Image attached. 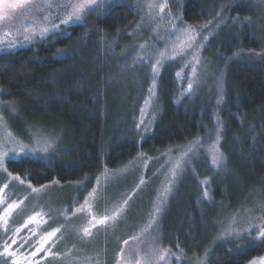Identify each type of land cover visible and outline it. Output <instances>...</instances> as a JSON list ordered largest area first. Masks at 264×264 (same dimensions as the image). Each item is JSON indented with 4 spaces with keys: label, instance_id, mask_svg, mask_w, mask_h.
<instances>
[{
    "label": "trees",
    "instance_id": "obj_1",
    "mask_svg": "<svg viewBox=\"0 0 264 264\" xmlns=\"http://www.w3.org/2000/svg\"><path fill=\"white\" fill-rule=\"evenodd\" d=\"M176 5L183 23L211 21L209 26L219 27L218 55L209 62L208 75L220 78L221 110L202 90L194 101L179 103L167 67L156 90L152 126L147 132L134 130L132 121L142 101L126 103V93L120 94L121 89L111 84L107 68L111 58H96L100 49L96 39L114 35L134 19L128 7L116 5L92 28L72 26L37 45L0 55L2 100L17 106L34 130L58 127L68 137L57 159L10 161L6 168L34 187L84 182L89 187L104 169L114 170L141 153L154 157L202 138L207 130L215 131L218 111L225 163L216 173H209L206 158L191 163L194 173L182 178L165 214L162 229L167 242L163 243L173 252L182 248L191 258L210 254L208 264H246L264 254V244L235 255L233 245L245 248V237L231 240V245L213 244L211 238L213 223L247 200L264 203V8L251 0H178ZM128 44L119 42L110 51L121 52ZM136 76L141 92L146 78L141 73ZM212 145L207 144V153ZM204 179L210 180L209 200H201L197 208V201L205 198L199 188Z\"/></svg>",
    "mask_w": 264,
    "mask_h": 264
},
{
    "label": "rangeland",
    "instance_id": "obj_2",
    "mask_svg": "<svg viewBox=\"0 0 264 264\" xmlns=\"http://www.w3.org/2000/svg\"><path fill=\"white\" fill-rule=\"evenodd\" d=\"M246 1L248 0H243V2ZM43 2L44 0H34L35 4L41 6ZM52 2L55 6L60 0H52ZM149 2L150 0H104L100 8L85 15L82 21L68 26H60V32L77 25L92 28L96 21L104 17L116 5L126 6L133 13L134 19L124 29L114 35L96 39L100 45L96 58L102 61L105 60L104 58H111L112 65L108 63L109 66H107L110 81L111 84L121 89L120 94L126 93L124 99L126 103L127 101H137L138 98L140 99L138 101H142L136 118L132 121L134 130L141 132H147L153 124L154 101L159 95L156 90L167 67L170 73V83L173 84L178 95L179 103L194 101L196 92L198 93L200 90L213 98L211 103L214 104V108L218 107L221 110L223 101L220 94L222 85L220 78L217 75L211 77L208 75L209 62L214 59L215 55H218L215 54L217 53L216 48H218L215 46V38L218 35L219 27L203 28V25L183 23L178 13V5H176L178 0H153L156 5L167 3L163 13L159 12V7L149 8ZM251 3L264 8V0H251ZM57 11L60 10L55 7L53 9L45 8L43 12L34 8L24 15L17 14L13 21L8 22L7 28L4 24H0V37L3 36L4 30L10 29L11 35L6 39L23 41L25 27H31L34 20L39 26L44 23L43 15L55 14ZM169 20L175 24V28L172 27V24L167 23ZM233 25L238 26L237 24ZM183 26L197 29L199 35L196 42L204 43V47L195 51V58L193 49L188 48V34L181 35L177 31ZM60 32L56 35H61ZM50 36L53 35L49 34L47 38ZM204 37H207L206 41ZM47 38L41 39L36 36L32 42L18 43L17 47L11 49L5 48L0 51V55L11 53L19 48L37 45ZM125 38L128 39L122 42L121 40ZM119 42L122 44L128 42L129 44L123 46L121 52L110 51L112 46ZM182 42H184L183 47L181 46ZM141 44L145 45L143 50L139 48ZM173 48L176 52L175 59L171 58ZM156 49L165 52V56L162 58V66L158 68L153 87L150 65L154 64L156 59H161ZM139 73L143 74L147 82L141 92L138 91L137 86L139 80L136 74ZM189 81L193 85L191 90L188 89ZM149 88H153L154 94L149 93ZM126 103L125 105H127ZM132 106L127 109V113L132 110ZM216 113L213 122L215 127L218 121L221 125L220 113L218 111ZM121 124H123L122 121L116 124L115 129H120ZM36 127L38 130H34V127L27 123L17 106L2 100L0 93V145L3 149H18L21 143L28 147L37 146L41 149L47 147L46 152L39 151L31 156L15 157L9 151L10 159H5L4 167L10 161H49L59 158L68 144L67 134L58 127ZM221 127L216 147L225 157L222 148L223 125ZM33 137L39 141L38 145H34ZM197 140L203 144V147L198 150L193 147ZM210 142L213 144L216 142V130H207L206 135L202 138H197L185 145L168 149L157 155L152 154L154 157L141 153L130 162L114 170L104 169L93 177L89 187V184L85 186L86 182L68 185L50 183L40 187L32 186L41 189L40 192L33 193L28 187L27 181L23 179L24 184H21L18 180L9 178L7 173L0 169V188L8 183V187L2 194L3 198L6 203L15 202L18 204V207L13 209L8 218L7 233L0 226V252L3 251L4 243L7 240L11 250L17 251V255L21 257V264H25L23 256H30L31 252L36 251V248L41 245L44 250L32 257L33 262L39 261L40 264H118V262L119 264H128L129 259H132L133 264L137 259L141 260V264H208L210 254L207 255L205 252L201 256L191 258L184 253L182 248L176 252L171 251L163 243V241L167 242V237H165L162 227L165 214L175 197L174 193L179 189L182 178L188 173H194L191 163L194 160L198 161L199 158H206L209 173L218 172L224 165L225 160L219 167L212 164V155L215 150L210 147L208 153L206 152L207 144ZM49 145L51 146L49 147ZM193 152L196 154L193 155ZM177 163L181 165L179 169L176 168ZM174 169L177 172L175 178H173ZM204 181L207 183L205 184ZM209 183L210 180L206 179L199 183L201 196L205 191L208 192ZM94 189L95 192H93ZM90 193L92 195H89ZM201 200L208 202L209 195L207 198L203 197L197 201V208L203 204ZM5 206L6 204L0 205V213L3 212ZM78 208L82 210L77 212ZM262 208H264V203L261 200L249 199L238 210L226 214L221 222L213 223L215 226V233L211 238L213 244L222 242L231 245L229 243L231 240L245 237L247 244L245 248L237 245L238 243L233 245L235 248L232 253L235 255L241 253L243 249L247 250V248H255L264 244V241L252 239L248 233L244 232V229L251 225L264 223ZM157 209H159L158 214ZM219 210L221 214H224L221 206ZM31 216H35L36 219L29 222ZM105 216L108 219L104 224H99L98 221ZM153 216H155L154 221ZM93 217L96 218L95 227L91 223ZM150 221H153L151 227H149ZM26 222L27 226L25 227ZM229 226L242 235L239 238L235 234L222 236L221 234L226 232ZM17 228L21 230L18 234H14ZM57 228L60 231L56 232L55 236H51L47 240L42 239L47 233ZM85 228L90 230V234L85 235ZM255 234H257V230L253 228L252 235ZM10 236L16 243L8 240ZM25 238H28L27 243H24ZM125 240L128 241V244L124 243ZM22 243L23 247H20ZM149 248L156 249L158 254L163 250L170 251L163 260H159L158 255L152 256L149 260L144 256L145 251ZM136 249L139 250V255L135 254L134 250ZM121 250H123V256L120 255ZM173 253L175 255H172ZM262 258H264V254L246 264H251L254 260L259 262ZM11 259V257L0 256V264H11Z\"/></svg>",
    "mask_w": 264,
    "mask_h": 264
},
{
    "label": "snow or ice",
    "instance_id": "obj_3",
    "mask_svg": "<svg viewBox=\"0 0 264 264\" xmlns=\"http://www.w3.org/2000/svg\"><path fill=\"white\" fill-rule=\"evenodd\" d=\"M103 2L104 0H60V2L54 6L52 0H44L43 5L41 6V5L35 4L34 0H0V24H4L5 28H7L8 22H11L16 18L17 14L24 15L25 13L30 12L34 8L40 12H43L45 8L53 9L54 7L60 10V11L55 12V14L48 13V14L43 15L42 19L44 23L39 26H37L34 20L31 27H25L24 34H23V41L18 42L16 40L6 39L9 35H11V30L10 29L4 30L3 36L0 37V51H3L5 48H8V49L15 48L18 46V43L32 42L33 38L36 36H39L41 39H45L47 38L49 34L56 35L61 31V27H60L61 25L68 26L72 23H78L82 21L85 15H88L91 12L96 11L98 8L102 6ZM148 7L149 8L159 7V12L163 13L165 8L167 7V3L165 2L161 5H156L153 2V0H150ZM161 19L163 20V17H161ZM167 23L172 24V21L169 20L167 21ZM210 23L211 21L204 24L202 27L208 28ZM172 27L175 28L176 27L175 24H172ZM177 31L181 35L188 34V39H187L188 48L193 49V54L195 58V51L204 47L203 42L201 43L196 42L197 37L199 35L198 30L190 26H183L181 29H177ZM204 40L206 41L207 37H204ZM183 43L184 42H182L181 44L182 47H183ZM139 48L143 50L145 48V45L141 44L139 45ZM153 48H155L154 45H153ZM156 51L158 52V55L161 59H156L155 63L150 65L151 78L153 80V87L155 86V77L158 74V68L162 66L163 64L162 58L165 56V52L159 51L158 49H156ZM175 55H176L175 48H173V53H172L171 58L175 59ZM141 59L143 58L141 57ZM198 62L199 61L197 60V63ZM193 71H195V69H193ZM177 75H179V73H177ZM192 87L193 85L191 81H189L188 89L191 90ZM148 91L150 94H154L153 88H149ZM221 99H222V92H221ZM219 102L220 101L218 100V103ZM145 103H147V101H145ZM141 112H143V109H141ZM141 123H143V121H141ZM220 131H221V125L218 121L217 126H216V142L212 145V148L215 150L212 155V164L216 167H219L225 160L223 153L220 152V150L216 147V145L219 142ZM33 140H34V145H38L39 141L37 140V138L33 137ZM50 146L51 145H49V147ZM193 147L198 150L199 148L203 147V144H201V142L197 140L195 141ZM9 151H11L15 155V157L31 156L39 151L46 152L47 147L41 149L37 146L28 147L21 143L19 144L18 149L12 148L10 150H4L2 145H0V169H2L5 173H7V176L11 178L12 180H18L21 184H24L23 179H21L19 176H13V174L11 172H8L7 168L4 167L5 159L9 158ZM195 154L196 153L193 152V155ZM185 155H187V153H185ZM180 167H181L180 163H177L176 168L179 169ZM176 175H177V172L174 169L173 178H175ZM97 182L99 181L97 180ZM204 183L206 184L207 181H204ZM7 187H8V183H5L3 187L0 188V205L6 204V206L3 209V212L0 213V226L4 228L5 233H7L8 218L10 217L11 212L13 211V209L18 207L17 203L15 202L6 203L5 199L3 198L2 194L4 192V189H6ZM28 187L32 190L33 193H37L41 191V189L33 188L31 184H28ZM44 187L46 188L47 186H44ZM93 192H95V189L93 190ZM89 195H92V194L90 193ZM208 195H209L208 192L205 191L204 192L205 198H207ZM85 203L87 204V200L85 201ZM125 203H127V201H125ZM81 210H82L81 208H78L77 212ZM261 210H264V208H262ZM156 212L158 214L159 209H157ZM35 219H36L35 216H31L29 217V222ZM107 219L108 217L105 216L104 218L100 219L98 223L104 224ZM154 220H155V216H153V221ZM153 221H150L149 227H151V223ZM91 223H92V226L95 227V223H96L95 217L92 218ZM24 226L25 227L27 226V222L25 223ZM253 228L257 230V234L255 235H252ZM20 230H21L20 228H17L14 234H18ZM58 231H60L59 228L55 229L52 232L47 233V235L43 237L42 239L47 240L49 237L55 236L56 232ZM244 232L248 233L252 239L264 241V223L251 225L250 227L244 229ZM84 233L85 235H88L90 234V230L88 228H85ZM233 234H235L238 238L242 235L240 232H235L233 229H231L230 226L227 229V231L222 233L221 235L230 236ZM8 240H11L12 243H16V241L11 236L8 237ZM27 240L28 238H25L24 243H27ZM124 243L128 244V241L125 240ZM20 247H23V243L20 245ZM177 247L179 246L177 245ZM43 250H44L43 246L41 245V247L36 248V251L31 252L30 256H23V261L25 262V264H40L39 261L33 262L32 257H35L39 252ZM169 251L170 250H163L162 252L158 254L156 249L149 248L147 251H145L144 256L150 260L152 256L158 255V259L163 260L165 255H167ZM134 252L136 255H139L138 249L134 250ZM120 255L123 256V250H121ZM172 255H175V254L173 253ZM0 256H3L5 258L11 257L12 258L11 264H21V257L17 255V251L11 250V246L7 240L4 243L3 251L0 252ZM128 264H133L132 259H129ZM135 264H141V260L137 259L135 261ZM251 264H264V258H262L259 262L254 260L251 262Z\"/></svg>",
    "mask_w": 264,
    "mask_h": 264
}]
</instances>
